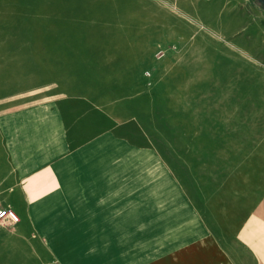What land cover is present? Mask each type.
<instances>
[{"label":"rangeland","instance_id":"374dc122","mask_svg":"<svg viewBox=\"0 0 264 264\" xmlns=\"http://www.w3.org/2000/svg\"><path fill=\"white\" fill-rule=\"evenodd\" d=\"M55 42L102 56L121 129L194 210L177 250L152 223L148 264H264V0H0V67Z\"/></svg>","mask_w":264,"mask_h":264},{"label":"crops","instance_id":"0c3cea01","mask_svg":"<svg viewBox=\"0 0 264 264\" xmlns=\"http://www.w3.org/2000/svg\"><path fill=\"white\" fill-rule=\"evenodd\" d=\"M67 45L1 54L0 206L19 220L0 224V264H148L153 222L160 254L195 241L162 154L121 129L96 80L102 56Z\"/></svg>","mask_w":264,"mask_h":264},{"label":"built area","instance_id":"2783aa9c","mask_svg":"<svg viewBox=\"0 0 264 264\" xmlns=\"http://www.w3.org/2000/svg\"><path fill=\"white\" fill-rule=\"evenodd\" d=\"M19 218L16 212L10 207L0 206V224L4 226H13Z\"/></svg>","mask_w":264,"mask_h":264}]
</instances>
